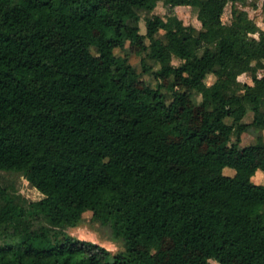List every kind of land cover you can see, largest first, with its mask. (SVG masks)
<instances>
[{"label": "trees", "instance_id": "16d2710c", "mask_svg": "<svg viewBox=\"0 0 264 264\" xmlns=\"http://www.w3.org/2000/svg\"><path fill=\"white\" fill-rule=\"evenodd\" d=\"M159 1L0 0V171L43 194L0 185V264H264L260 0H163L201 27L142 33ZM86 211L123 249L67 232Z\"/></svg>", "mask_w": 264, "mask_h": 264}, {"label": "rangeland", "instance_id": "374dc122", "mask_svg": "<svg viewBox=\"0 0 264 264\" xmlns=\"http://www.w3.org/2000/svg\"><path fill=\"white\" fill-rule=\"evenodd\" d=\"M262 0L259 1V5L257 8H253L251 6H242L238 4L240 8L245 9L249 16L254 19V21L264 29V12L262 10ZM170 12L175 13L180 19L183 20L184 24L192 25L196 28L201 27V22L197 16V8L189 5H179L173 8H169L160 0L155 7V9L151 13L142 12L141 20H140V31L145 33L146 31V16H151L152 14H157L162 17H166V15ZM232 18V4L229 2L222 14V20L225 23H229ZM92 51L95 52V49L92 48ZM116 53H122L120 49L116 50ZM129 61L136 66H139L140 57L137 55H131ZM174 63H179V60L174 59ZM142 78L148 81L151 85H155V79L152 75L144 74ZM243 79L248 78L243 76ZM214 80V75L209 74L206 77V82L210 84ZM252 119V112H249L245 117L244 121L249 122ZM255 140V135L252 132H248L243 137V143L248 144ZM224 173L227 175H233L235 173L234 169L230 167L224 168ZM253 181L256 183H264V173L261 171H257L255 175L252 177ZM0 185L6 187L9 191L20 194L31 200H38L43 197V194L34 187L27 179H25L20 173L10 172V171H0ZM67 232L77 238L91 240L97 242L113 253L123 249V244L121 241H116L112 238L111 229L109 226L102 225L100 222L95 221L92 218V212L86 211L83 213V218L80 223L75 227H70L67 229ZM214 264H218L216 261H213Z\"/></svg>", "mask_w": 264, "mask_h": 264}]
</instances>
